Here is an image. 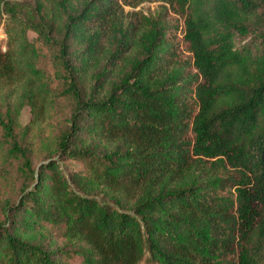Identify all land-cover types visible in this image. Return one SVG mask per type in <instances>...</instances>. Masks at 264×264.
I'll list each match as a JSON object with an SVG mask.
<instances>
[{
    "label": "trees",
    "instance_id": "trees-1",
    "mask_svg": "<svg viewBox=\"0 0 264 264\" xmlns=\"http://www.w3.org/2000/svg\"><path fill=\"white\" fill-rule=\"evenodd\" d=\"M34 3L0 49V173L30 180L0 264H264V0Z\"/></svg>",
    "mask_w": 264,
    "mask_h": 264
},
{
    "label": "rangeland",
    "instance_id": "rangeland-1",
    "mask_svg": "<svg viewBox=\"0 0 264 264\" xmlns=\"http://www.w3.org/2000/svg\"><path fill=\"white\" fill-rule=\"evenodd\" d=\"M9 5L4 4L3 0H0V49H5V43L7 39L6 26L8 23L14 20L15 16L19 18H28L30 15L35 13V0H8ZM160 2L158 1H143L136 7H131L125 5V10L136 9L142 11L144 14H152L156 11ZM14 13V14H11ZM20 21V20H19ZM28 35L33 38L38 46H40V52L42 56L40 57L39 65L45 70L47 74L53 77L54 64L51 59V53L49 48L44 46L40 41V38L36 36V33L28 29ZM238 44L241 42H237ZM54 81V80H53ZM30 116V107L25 105L20 113V122L25 124ZM40 160V154L35 152L33 156V163L36 165ZM79 163L74 160H66L65 167L68 169L79 167ZM30 183V180L23 179V174L17 171L15 166H10L7 173H0V197L1 201H11L16 200L19 191L23 185ZM1 211V206H0ZM137 264H159L153 260L144 257Z\"/></svg>",
    "mask_w": 264,
    "mask_h": 264
}]
</instances>
